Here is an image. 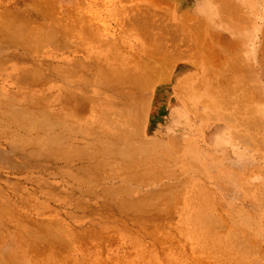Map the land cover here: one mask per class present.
<instances>
[{
	"label": "rangeland",
	"instance_id": "374dc122",
	"mask_svg": "<svg viewBox=\"0 0 264 264\" xmlns=\"http://www.w3.org/2000/svg\"><path fill=\"white\" fill-rule=\"evenodd\" d=\"M80 1L0 0L1 111L18 107L21 118L9 115L13 126L0 116V254L8 256L0 263L264 264V0H125L129 10L118 18L133 23L134 43L169 46L148 77L156 81L141 131L148 145L143 154L142 141L114 145L111 153L132 155L84 164L55 161L48 133L20 126L23 112L44 115L50 77L54 92L65 85L58 21L72 29L83 14L106 16L105 0ZM137 5L145 9L134 18ZM100 29L111 36L114 28ZM75 30L67 35L74 39ZM24 46L41 48L42 64ZM11 69L17 73L6 78L2 70ZM29 69L44 78L21 75ZM185 70L190 77L179 80ZM152 143L160 145L148 151ZM26 229L35 238L24 240Z\"/></svg>",
	"mask_w": 264,
	"mask_h": 264
},
{
	"label": "bare ground",
	"instance_id": "6f19581e",
	"mask_svg": "<svg viewBox=\"0 0 264 264\" xmlns=\"http://www.w3.org/2000/svg\"><path fill=\"white\" fill-rule=\"evenodd\" d=\"M82 1L84 2V0L80 1L83 4ZM126 1L105 0V4L102 5V7L105 10L104 13L106 16H102L104 14H99L100 16L99 20L95 21L91 17L87 18L88 15L83 14L84 19L80 20L79 18V20L75 22V25L73 26L74 28L72 29L69 27L70 25L68 24V22L66 23L65 21L62 22L58 21V25L61 26V23L64 25V27H62L63 28L62 31L64 32V29H66L65 31L66 40L63 46V51L61 52L62 56L60 58L61 62H64L66 64V67H64V71H61L60 74L61 81H63L65 85L57 89L56 92H54L52 90V86L54 85V80H53L54 77H50L51 79L48 80V84H47V86L50 87L49 93L46 94L48 97L45 94H42L41 96L45 98V103H46L45 105L46 107H44L45 112H43L44 115L37 116L38 118H36L34 117V114H30L28 111H26L23 112L24 117H22L25 118V114L27 115L25 119L27 122H24L25 126L23 122L21 123L20 121L21 123L20 126L24 127V129L27 131L35 130V132L43 131L48 133L47 139L45 140L47 144L46 147L47 146L54 147V150L49 153L50 156L53 157V159L55 158L54 159L55 161L56 159H61L64 160L65 162L79 161V163L81 164H84L85 162L91 160L95 161L100 158H102V160L104 161L103 158L106 157L109 158V156L111 157L113 154L116 153V152L111 153L112 146L114 147V145L119 146L118 144H128V143H133L132 145H134V142L136 143L139 142L138 144L141 147V141H142V144H144V146L142 145L141 148L139 147L140 148L139 150L143 148L145 149V145L146 146L148 145L147 139H146L147 144L143 142L145 141V137H143L141 131L143 130L142 129L143 123L144 122L148 123L149 120L150 106L152 101V97H150V95L152 96V89H153L152 86L156 82V81L152 82V78H148V77L151 76L153 63L159 60L160 53H165V51L169 50V46L165 45L166 43L161 44L160 42L159 43L157 42V44L154 45L156 46V48L153 49L152 47L147 46L145 43L143 42L141 43L140 40L136 44L134 43L133 40L135 39L136 36L134 35L133 32L129 30L130 27L134 26L133 23L130 20H128L130 27H127L128 25L126 26L125 24L126 21L122 20V17L120 19L118 18L119 14H121L122 12H124V10L129 8V7L127 8L126 6ZM84 5H82V7ZM140 6H138L139 9L138 12L145 9L143 8L145 6L142 7ZM60 7L62 10V6ZM135 8L137 7L135 6ZM156 9L158 10V8ZM136 12L137 11L133 13L134 18H138L137 15L138 16L142 15L140 12L139 13L137 12L138 14H136ZM134 20L135 22L137 21V19ZM101 23L104 24L105 27H111V30L112 28H114L111 36H103L100 33ZM73 29H76L75 32H77L75 35L76 37L74 39L72 35H67ZM1 32H3V30H1ZM0 35L4 36L3 33L2 34L0 33ZM9 35L11 36L12 34H8V36ZM44 35L41 41H43L44 38L46 39V36L44 37ZM5 36H7V33ZM16 38L17 37L15 36V39ZM10 39L12 38H7L8 42L4 40V43L6 44L9 43L12 46L16 44L14 39L13 41H9ZM50 39H51L49 41L50 46H54L55 42L58 41V39L54 38L53 36L50 37ZM19 43L22 44L21 42ZM134 44L136 45V47ZM23 49L28 53H33L35 51V54H31L30 56L35 61H38L36 62V65L42 64L45 53H40L41 48H36V50L35 49L32 50L24 46ZM53 51L54 49L52 50V52L50 51L48 52L50 53L51 57L56 56L55 54L53 55ZM140 52L144 53V57H146L145 60H143V58L139 60L137 56H135V54H140ZM54 59L55 58H53L52 63L54 62ZM52 66H54V64H52ZM12 70L13 69L2 70V73L4 74V76H6V78L12 77V75L17 73L16 71L12 72ZM22 70H23L22 67H20L18 73ZM32 70L29 69L27 70V72L21 75L22 76L25 75L28 78L29 77L44 78L42 77L41 71L39 69H36V71H32ZM21 75H19V77ZM179 77H180L179 80H183V81L186 80V78H189L190 75L188 73V70H185V72ZM21 79H25V78L23 77ZM23 82H19V83H23ZM13 99L16 100V98ZM1 100L2 101L0 102V116L6 115L9 119H11L10 123L13 124L14 126V123L16 121L15 119L17 118L13 119L11 117H18V118L20 117L19 113L15 110V108L18 107L13 108L11 114H9L11 116L10 117L6 113L7 111H9V108L6 107L7 104L6 106L5 104L3 105L6 109L4 111H1L3 99ZM7 101L10 100L8 99ZM28 103L29 102H27V104ZM16 104L14 103L12 105H16ZM195 104L196 106H198V104L200 103L197 104L196 101ZM27 113H29L30 115ZM60 116L62 117V119H58V117ZM20 119L21 118H19V120ZM125 125H127L128 127L125 128ZM122 126L124 127L121 128ZM5 134L6 133H4V135ZM55 134L61 135V138L59 139L60 140L59 144L61 146L58 145L59 148L55 146L57 144V138ZM192 136H190V139ZM155 137L156 136H154L153 139L151 140H153L154 143L155 141L159 143V140H157L156 139L157 137L156 138ZM8 143L12 148V150H16L18 148L15 145L14 141ZM21 143L23 142L21 141ZM162 143L164 142L162 141ZM162 143L160 142V144ZM160 144L157 145H154L153 143L152 145L149 144L148 148L146 149L147 150L154 149L156 146ZM128 146L125 145V148H127ZM151 146H154V148H152ZM161 146L164 147L165 144ZM156 149L157 147L155 148V150ZM126 150L125 152L119 151L117 152V155L115 154L113 156L118 157V155H120L121 158L122 157L127 158L131 156L132 154H130V151L126 152ZM131 150H133V148ZM144 151L145 150H143V152ZM140 152L142 153V150ZM30 221L31 222L29 223V225L30 227H32L31 229H33L34 226H36L35 224L36 221L35 222L33 220ZM51 228H47V231H49ZM26 230H27L25 232L26 234L25 235L22 234L24 240L28 236L33 238L35 235L32 232L33 230L30 231L28 229ZM3 231H4V227L0 226V240L1 238H3L2 240H6L5 235H2ZM55 232H58L61 236V233L59 231H55ZM21 233L22 232H20V234ZM51 234L53 236L55 235L54 232H52ZM15 237L10 235V238H13L11 240H16L17 238ZM0 257H1V261L4 260V258L6 259L8 258V256L4 254H0Z\"/></svg>",
	"mask_w": 264,
	"mask_h": 264
},
{
	"label": "crops",
	"instance_id": "0c3cea01",
	"mask_svg": "<svg viewBox=\"0 0 264 264\" xmlns=\"http://www.w3.org/2000/svg\"><path fill=\"white\" fill-rule=\"evenodd\" d=\"M177 109H178V108L174 109V110L172 111V113H176V112H178Z\"/></svg>",
	"mask_w": 264,
	"mask_h": 264
}]
</instances>
